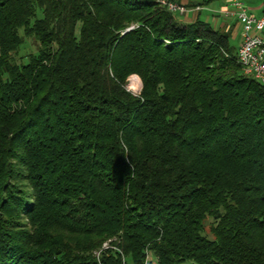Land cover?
I'll use <instances>...</instances> for the list:
<instances>
[{"label":"trees","instance_id":"16d2710c","mask_svg":"<svg viewBox=\"0 0 264 264\" xmlns=\"http://www.w3.org/2000/svg\"><path fill=\"white\" fill-rule=\"evenodd\" d=\"M230 34L159 0H0V264H264V86Z\"/></svg>","mask_w":264,"mask_h":264},{"label":"built area","instance_id":"2783aa9c","mask_svg":"<svg viewBox=\"0 0 264 264\" xmlns=\"http://www.w3.org/2000/svg\"><path fill=\"white\" fill-rule=\"evenodd\" d=\"M173 13L185 14L188 9L174 1L159 0ZM222 15L233 17L240 26V39L236 58L246 75L252 76L264 86V13L248 11L244 0H226ZM199 9L198 6L195 7Z\"/></svg>","mask_w":264,"mask_h":264},{"label":"crops","instance_id":"0c3cea01","mask_svg":"<svg viewBox=\"0 0 264 264\" xmlns=\"http://www.w3.org/2000/svg\"><path fill=\"white\" fill-rule=\"evenodd\" d=\"M197 2L198 0H194V3H196V6H198L199 9L196 10L194 7H188V11L185 13V15L180 16L181 20L192 21L195 17L199 16L202 20L210 23L215 27H220L223 30H226L227 28L229 29V27L231 26L230 35L233 42H230L232 43V45H234L235 48H237L240 39V26L234 18V20L231 21L229 17L225 18L222 15L221 11L225 6H214V3L212 1L204 5L197 4ZM245 4L248 8V11L253 14L260 15L264 13L263 2L260 4L259 1L256 0V2L251 4V6H248L247 2L245 1ZM203 9H205L204 13H202Z\"/></svg>","mask_w":264,"mask_h":264},{"label":"rangeland","instance_id":"374dc122","mask_svg":"<svg viewBox=\"0 0 264 264\" xmlns=\"http://www.w3.org/2000/svg\"><path fill=\"white\" fill-rule=\"evenodd\" d=\"M244 1L247 2L248 6H251L252 3L256 2V0L255 1L254 0H244ZM257 1H259L260 4L262 2L264 3V0H257ZM212 2L214 3V4L212 3L214 6H220V5L226 6L227 5L226 0H212ZM204 10L205 9H203L202 13L205 12ZM174 14L179 15V16L185 15V14H178V13H174ZM230 20L233 21L234 20L233 17H230ZM230 41L233 42L231 36H230ZM35 50H36L35 41L29 37H26L25 42L20 46L18 56H25L29 52H35ZM126 87L132 93L138 94L140 87H141L139 77L135 74L130 75L127 79Z\"/></svg>","mask_w":264,"mask_h":264}]
</instances>
